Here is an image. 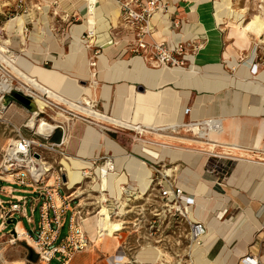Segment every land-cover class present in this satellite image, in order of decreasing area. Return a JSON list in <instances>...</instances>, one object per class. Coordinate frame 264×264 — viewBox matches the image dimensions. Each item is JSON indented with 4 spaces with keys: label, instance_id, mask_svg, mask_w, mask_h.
<instances>
[{
    "label": "crops",
    "instance_id": "obj_1",
    "mask_svg": "<svg viewBox=\"0 0 264 264\" xmlns=\"http://www.w3.org/2000/svg\"><path fill=\"white\" fill-rule=\"evenodd\" d=\"M257 1L161 0L160 6L168 8L153 15V34L146 40L168 50L183 44L185 51L174 54L184 61L181 67H159L152 52H133L135 32L123 23L115 0H0V50L6 49L0 54V82L8 79L19 86L30 77L67 100L43 97L65 112L53 118L50 113L56 110L45 109L50 112L42 120L65 125L48 139L26 128L34 113L17 104L6 113L27 138L59 144L63 133L69 136L61 149L74 173L66 172L63 183L57 172L47 181L53 189L11 185L9 177L0 182L5 209L22 201L21 213L13 218L21 217L18 224L30 239L38 235L42 206L51 190L57 192L54 204L64 209L61 244L71 234L77 213L92 240L85 222L89 218L83 215L94 203L81 196L97 194L101 203V193L94 189L99 179L109 181L106 207L113 213L117 204L133 207L156 197L159 192L152 190L149 179L169 175L185 198L194 200L189 218L208 228L188 264H242L246 256L264 264V34L258 38L249 33L243 40L235 25L245 23L246 11L257 12ZM228 8L239 16L232 17ZM18 11L22 14L4 21L7 13ZM18 17L24 20L22 26ZM255 63L257 73L251 70ZM67 113L82 119L66 122ZM213 155L222 158L215 173L209 170L217 162ZM76 175L83 181L74 184ZM49 215L53 218V211ZM11 230L8 223L0 226V240L11 238ZM119 236L117 232L118 244L102 242L101 247L93 239L68 264H118L129 258ZM155 253L154 248L144 249L135 263L128 259L127 264H153ZM59 256L53 260L59 262Z\"/></svg>",
    "mask_w": 264,
    "mask_h": 264
},
{
    "label": "built area",
    "instance_id": "obj_2",
    "mask_svg": "<svg viewBox=\"0 0 264 264\" xmlns=\"http://www.w3.org/2000/svg\"><path fill=\"white\" fill-rule=\"evenodd\" d=\"M115 1L117 2L122 13L123 23L135 32V41L137 45L133 49L134 53L139 54L147 51L152 52L156 56V63L159 67H175L183 65V60H178L176 57H174V54L183 55L185 51L183 44H178L173 49L168 50L163 44L154 43L150 45L146 40L147 37L153 34V27L151 25V19L153 15L160 8L167 9V5L160 6L161 0ZM256 7L257 12L264 11V0H258ZM92 65H95V63H92ZM258 67V63L253 64L251 67L252 72L257 73ZM12 89L13 90L10 92L5 93L10 95L16 91L22 90L20 87L18 88V86L13 84ZM32 92V94L26 93L29 94L28 96H30L34 102L36 97L43 98L44 95L48 97L47 94L42 95L41 93L40 96L38 94L39 92L34 90H32ZM2 97L4 98V95H2ZM52 102L53 101L47 102L48 106L46 108L60 109ZM62 112L65 113L64 111ZM185 113L188 114L189 109H186ZM66 115L69 116L66 122L75 121L82 117L81 115L75 113H67ZM64 126L65 125L63 123L59 122L56 127H59L64 131ZM31 129L33 130V128ZM33 134L36 137H41L44 139H48V136L50 135L49 134L46 136L39 134L36 130H33ZM67 136H65L63 133L62 140L59 144H48L42 143L35 137L27 138L19 133L17 138L8 143L7 147L4 149L2 162L0 164V182L5 181V179L9 177V183L11 185H22L36 188L37 190L44 189L45 187L52 188L53 186H48L47 181H49L50 172L52 171L54 165L58 164V181L63 183L62 176L66 174L67 170L62 163V161L66 159V153L61 149V147L67 143L69 138V136ZM46 150L58 153V157L52 159L49 158L44 153ZM211 157L213 159H217V162L212 166V168L209 169L211 173H215L218 169H220L219 160L222 158L218 155H213ZM58 159H60V161H58ZM150 187L152 190L159 192L157 197H159L163 203V208L158 211L156 210L157 213H154V216H169L174 218L176 223L180 225L179 227L186 229L191 249L195 248L196 246H201L203 244L204 238L207 235V228L203 223L194 222L189 218L190 208L193 206L194 200L185 198L183 190L175 185L169 175H167L166 178L162 177L160 180L157 178H152ZM54 196H57L56 190H51V193L47 192V201L43 204L41 210L39 232L36 238L33 240L34 246H31L38 255L39 261L42 264H50L51 261L56 258L57 254H60V256L57 258L60 264H68L75 253L86 250L90 244L93 243V241L90 240L88 235L85 233L82 224L79 221V213H77L75 224L73 227H71V234L64 240L63 243H57L59 239V229L63 226L62 217L64 209L62 205L57 206L54 204ZM0 206V226H5L6 228L7 220L13 218L14 214L21 213L22 201L17 200L16 203L11 204L9 209H5L2 204H0ZM127 207L128 204L125 206L122 204H117L116 210L113 211V213H110V215L125 217L127 214H129L128 212H131L128 211L129 209H127ZM125 208L126 212L124 215H122L121 212L122 210L124 211ZM50 210L54 213L53 218H51L49 215ZM98 232H100V229ZM99 234L102 235L103 232H100ZM11 238V242L16 243V237L11 234ZM241 261L242 264L259 263L249 256L242 258Z\"/></svg>",
    "mask_w": 264,
    "mask_h": 264
},
{
    "label": "rangeland",
    "instance_id": "obj_3",
    "mask_svg": "<svg viewBox=\"0 0 264 264\" xmlns=\"http://www.w3.org/2000/svg\"><path fill=\"white\" fill-rule=\"evenodd\" d=\"M245 13H247L244 15L245 23L249 22L255 14L262 16L260 12H256L254 9H251L249 10V12L247 11ZM18 14H22V11L7 13L4 16H7V19H5L4 21H8L11 18L18 16ZM24 80L26 84L31 85L27 79ZM23 85L18 86V88L21 87L22 90L20 92H22L23 94H27L29 91L26 93V89H24L25 87ZM30 93L31 92H29V94ZM9 96H11L14 101L7 102L6 99ZM2 102L4 106L0 107V164L2 162L4 149L7 147L8 143H10L11 140H15L19 134V128L8 116H6V113H8V111H10L11 109L13 110L16 107L14 106L16 104L24 107L29 114L34 113V111L30 110L27 106L16 101L13 97V93L7 95L4 98L2 97ZM37 102L39 103L38 99ZM55 110L56 112H53H58L57 115L54 116V113L51 112L50 114L52 116L50 117L55 118L59 116V114H63L60 109ZM48 112L50 111L43 112L38 118H36V120H45L44 114H47ZM46 118L48 119L49 117L46 116ZM30 120L31 118L28 119L25 126L28 130L32 131V129L29 127ZM58 161H60V159H58ZM65 161V159L62 161L63 164ZM58 170L59 166L58 164H55L52 171L50 172V176ZM80 181H83V178L77 177L74 184ZM61 192L62 194L65 193L64 190H62ZM96 195L97 194L89 193L81 196L83 198H86L84 199V202H89V204H91L92 202L94 203L93 205H91L92 207L90 209V212H85V215H83L84 218H94L103 208L102 203H99L100 200L96 197ZM131 206L127 207V209H129L128 211L131 212H128L129 214H127L125 217L111 216V218L113 219V221H119L123 224V230L118 232L119 234H121V236H119L120 244H126L129 253V260L132 263H135L137 261L139 252L147 248H154L161 252L162 258L160 260L161 262L158 261V264H188L189 262H191V257L189 255L192 253L191 251L193 248L191 249L190 247L186 229L179 227L180 225L176 223L174 218H171L169 216H154V213H157L158 210H161L163 208V203L159 199V197L156 196L151 198L150 200H144L140 203H135L133 207ZM124 211L126 212V208L124 209ZM18 219L20 220L21 217L18 216ZM24 224L26 225V220H24ZM12 228L13 226H9L10 230ZM88 228L91 230V236L94 237V229L91 225V222H89ZM67 230L68 226H66V228L63 230V236L67 234ZM22 232H24V234L22 233V239H19L17 237V240L20 241H17L16 243H11V238L8 235L7 237L0 240V264H42L39 261V257L33 250L31 244H29L32 243V245L34 246L33 240L29 238L28 234H25V230ZM92 237L91 239L93 240ZM95 239L96 237H94V240ZM95 241L97 242V240ZM96 244L100 247L103 246L101 245L102 242H97ZM116 247H114V249ZM50 264L60 263L57 262V260H53Z\"/></svg>",
    "mask_w": 264,
    "mask_h": 264
},
{
    "label": "bare ground",
    "instance_id": "obj_4",
    "mask_svg": "<svg viewBox=\"0 0 264 264\" xmlns=\"http://www.w3.org/2000/svg\"><path fill=\"white\" fill-rule=\"evenodd\" d=\"M51 4V3H50ZM229 12H230V15L232 17H238L239 14L238 13H235V11L232 9V8H228ZM243 9H241L240 11H242ZM247 12V11H246ZM15 20V19H13ZM16 22L22 26L23 23H24V20L22 17H18L16 19ZM16 23V24H17ZM236 27L238 28V31H240L239 33L241 34L240 37L241 39H247V37H249V33H253L255 34L258 38L261 37V35L264 34V18L263 16L261 15H258V14H255L253 15V18L247 22V23H240V24H235ZM260 41V40H259ZM257 48V47H256ZM1 51H2V54L4 52H6V49H2L0 50V54H1ZM6 54V53H5ZM2 57V56H1ZM8 59V58H7ZM9 60V59H8ZM10 62V61H9ZM22 63V62H21ZM181 67V66H180ZM5 71V70H4ZM26 78H29L27 79L29 81V84H26V85H23L24 89H26L25 91L26 92H31L30 94H32V90L36 91V92H41L42 95L43 94H47V96L57 102H61V101H67L66 99H64L61 95L55 93L54 91L51 90V92L45 88L43 85L39 84V83H36L38 82L36 79H33V78H30V77H26ZM25 78V79H26ZM21 88V87H20ZM12 89V84L11 82H9V80H2L0 82V91H1V95H0V107L4 106L3 102H2V95L5 93V92H10ZM28 92V93H29ZM50 94V96H49ZM29 95V94H27ZM37 99L39 101V103L37 102ZM52 100V101H53ZM48 101V100H47ZM70 102V101H69ZM35 111H34V117L30 120L29 122V127L35 129L39 134H42V135H49L51 134L54 129L56 128V125L55 124H50L44 120H39V121H36V118L41 114L43 113V111H45L46 107L48 106L47 102L44 100V98L42 97H36L35 98ZM59 105V104H58ZM71 105L73 107H75V109L77 111H81L83 112V107L80 106V105H77L75 102H71ZM88 107V106H87ZM43 110V111H42ZM88 110V109H87ZM63 113V112H62ZM91 113V112H90ZM94 114V113H93ZM62 114H60L59 116L61 117ZM37 116V117H36ZM65 116V114H64ZM99 117V116H98ZM82 119V118H81ZM59 122V121H58ZM49 130V131H48ZM70 130V129H69ZM12 141V140H11ZM223 155V154H222ZM70 156H68L69 158ZM97 163V162H96ZM79 165V164H76V166ZM93 167V166H92ZM65 169L67 170V172H69L70 174H73L74 173V170H72L70 168V166H68V164L65 162ZM100 170V172H98ZM154 170V169H153ZM105 171L107 170H103V172L105 173ZM85 172V171H84ZM174 172V171H173ZM97 173H98V176L99 178L101 177V174H102V171L101 169L99 168L97 170ZM82 174V173H81ZM85 174V173H84ZM173 174V173H172ZM162 175H164L162 173ZM82 176V175H81ZM78 176L76 175L75 179L77 178ZM164 177V176H163ZM100 183H98L94 189L99 191L101 193V196H100V199H101V203L103 205V208L99 211V213L94 217V218H89L87 220H85V222L87 223V225L89 224V222H93V231H94V234L96 233L95 237H97V242H104V243H107V244H114V243H118V239L116 237L117 235V232H120L121 230H123V224L120 223L119 221H113V219L111 218V215L106 207V202H107V199L108 197H110V193L108 192L107 190V183H109V181L106 179V180H102L101 182V179H99ZM98 181V182H99ZM108 181V182H107ZM70 183V182H69ZM119 183V182H118ZM151 181L149 179V185H150ZM120 186V185H119ZM77 187V186H76ZM83 188V187H82ZM81 188V189H82ZM116 188V187H115ZM119 188V187H118ZM117 188V189H118ZM149 188V186H148ZM147 188V189H148ZM146 189V190H147ZM113 190V189H112ZM115 190V189H114ZM124 190L122 187H121V190L122 191ZM78 191V190H77ZM91 192V191H90ZM108 192V193H107ZM117 193V192H116ZM123 193V192H122ZM121 193V194H122ZM74 194V193H73ZM83 195V194H82ZM113 198H116L115 196ZM119 201V200H118ZM83 203V202H82ZM122 203V202H121ZM84 204V203H83ZM125 206V205H124ZM122 215L125 214V211L122 210L121 212ZM86 226V225H85ZM86 228V227H85ZM100 229V232H103L102 235H100L99 233L100 232H97V230ZM208 229V228H207ZM87 230V229H86ZM16 231H17V235L19 237V239H22V235L24 234V231L23 230V227L21 224H17V227H16ZM23 233V234H22ZM25 234L27 235V232H25ZM94 239V237H92ZM17 239V237H16ZM95 239V240H96ZM117 239V240H116ZM31 242V241H30ZM96 242V243H97ZM32 245V244H31ZM147 248V247H146ZM152 249V248H151ZM151 251V250H150ZM158 255L155 259V263L153 264H158V261L161 260L162 258V254L159 250H156ZM155 253V254H157ZM146 254V253H145ZM144 254V255H145ZM152 256V255H151ZM164 257V256H163ZM142 258V257H141ZM129 258H123V260L119 261L118 264H127L129 261L128 260ZM257 260V259H256ZM151 262V261H150ZM161 262V261H160ZM159 262V263H160ZM181 262V261H180ZM163 264V263H162Z\"/></svg>",
    "mask_w": 264,
    "mask_h": 264
},
{
    "label": "water",
    "instance_id": "obj_5",
    "mask_svg": "<svg viewBox=\"0 0 264 264\" xmlns=\"http://www.w3.org/2000/svg\"><path fill=\"white\" fill-rule=\"evenodd\" d=\"M13 97L16 101L24 104L25 106H27L30 110L32 111H35V104L32 100V98L26 94H23L22 92L20 91H16L13 93ZM7 102H11V101H14L12 99L11 96H9L7 99H6ZM8 225L9 226H13V229L11 230V234L16 237L17 236V233H16V230H15V227L17 226L18 224V220L17 218H11L8 220Z\"/></svg>",
    "mask_w": 264,
    "mask_h": 264
}]
</instances>
